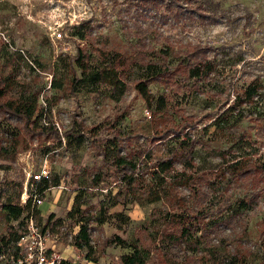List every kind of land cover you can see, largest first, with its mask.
I'll return each mask as SVG.
<instances>
[{
	"label": "trees",
	"instance_id": "1",
	"mask_svg": "<svg viewBox=\"0 0 264 264\" xmlns=\"http://www.w3.org/2000/svg\"><path fill=\"white\" fill-rule=\"evenodd\" d=\"M123 11L129 18L123 20L122 27L131 32L134 39L129 54L113 52L98 43L90 19L79 21L68 27L72 28L69 34H62L61 40L71 41L76 51L74 59L68 53L61 55L65 57L64 68L71 76L68 91L74 96L79 86L86 85L97 99L119 102L128 90H133L145 103L150 121L156 124L149 132L122 131L118 127L122 114L89 127L74 114L69 128L61 131L46 117V109L38 103L37 95L8 97L13 82L0 77V116L8 123L13 119L19 127L17 131L9 127L4 129L8 140L0 142V154L9 153V149L16 153L17 144L24 140L33 143L44 138L70 152L79 150L89 141L101 155L100 165L79 168L71 173L68 182L65 176L51 173L48 180L38 183L42 193L64 183L65 190L72 194L71 205L64 217L48 214L41 230L66 236V243L86 249L85 257L94 262L96 246L91 232L95 227L115 217L122 230V226H127V206L159 204L151 209L150 227L145 228L152 242L149 248L141 245L137 238L130 243L120 234L112 233L99 244L101 254L108 247L130 248L131 252L119 257L120 264H147L150 256L158 264H202L200 260L204 256L216 254L221 256L223 264L258 261L251 254L244 258L238 250L228 249L231 243L222 232L225 228L240 229L246 225L244 210L254 208L264 191V160L254 157L256 152L251 151V147H264V140L262 136L252 134L251 128L240 126L243 120L252 123L251 126L264 125L263 83L257 78L240 87L228 82L214 110L198 117L179 113V123L161 126L166 119H172L175 109L168 104L164 92L154 95L149 83H158L168 90V85L178 84L180 80L188 84L195 79L198 83L194 82L190 89L199 92V83L209 81L215 71L210 45L175 39L171 31L215 25L221 19L226 20V16L207 11L201 0H136L128 3ZM67 26L66 23L64 28ZM81 43L88 45L85 52ZM48 72L54 76L55 69L49 67ZM63 84L61 78L51 80L54 89H61ZM52 104L54 102L48 107ZM196 127L201 135L212 128L211 139L222 140L223 147L210 149L215 150L216 165L197 167L192 147ZM99 132L104 136L97 137ZM140 135L150 141L151 147L145 151L123 147L122 144ZM161 143L166 147H158ZM231 151L237 153L229 155ZM107 166L113 168V181L118 187L114 194L108 192L103 201L91 203L87 195L99 189L104 177L103 168ZM233 183L246 184L253 193L235 199L225 209V214L208 218L207 207L213 196ZM256 189L258 192H254ZM117 205L122 208L111 213ZM38 208L32 209L35 220L40 214ZM30 209V199L25 204L13 201L11 197L0 201V214L5 221V226L0 229V255H4L0 264H8L10 256H19L17 242L23 234ZM211 236L216 237L214 243ZM222 244L227 249L217 250ZM172 249L182 251L183 256L174 257ZM261 255L264 256V241ZM255 264H264V259Z\"/></svg>",
	"mask_w": 264,
	"mask_h": 264
},
{
	"label": "rangeland",
	"instance_id": "2",
	"mask_svg": "<svg viewBox=\"0 0 264 264\" xmlns=\"http://www.w3.org/2000/svg\"><path fill=\"white\" fill-rule=\"evenodd\" d=\"M133 1L136 0H0V77L13 82V90L9 92L8 97H19L23 94L37 95L38 103L46 109V117L58 123L61 131L69 128L71 116L74 114L77 120L88 127L98 124L105 118H114L122 114L118 124L122 131L134 129L142 133L149 132L156 124L150 121L145 103L133 90H128L119 102L97 99L96 94L90 92L86 85L79 86L74 96L70 95L68 81L71 76L64 68L65 57L61 55L68 53L71 59H74L76 51L71 41L58 39L55 34L58 31L63 35L69 34L72 28L68 27L81 20L90 19L89 24L94 30L98 43L113 52L129 54L132 52L134 39L131 32L122 27V23L123 20H127L125 18H129L123 10ZM201 1L207 11L222 13L226 16V20L221 19L215 25L171 31V34L176 37L175 39L182 41H199L210 45L213 49L211 57L215 71L209 81L199 83L201 86L199 92L190 89V85L194 82L198 83L195 79L188 84L180 80L178 84L168 85V90H164L158 83H149L151 92L154 95L164 92L168 104L175 109L172 119H166L161 126L179 123V113L198 117L206 111L214 110L228 82L240 87L257 78L264 85V0ZM66 23L68 26L64 28ZM80 46L83 52L88 48L86 43H81ZM49 67L55 69L54 76L48 72ZM53 78L62 79L64 84L61 89L51 87ZM53 102L54 104L49 108L48 106ZM251 125L252 123L246 120L240 122L241 127L251 128L252 134L260 135L264 140V125ZM7 127L12 131L19 129L13 119L8 123L3 116H0V142L8 140V133L5 134L4 131ZM196 129L198 127L193 130L195 143L192 147L197 167L207 168L216 165L218 158L215 156V150L210 149L221 145L223 147L222 140L211 139L212 128L202 135ZM103 136V132L97 135L99 138ZM122 145L143 151L151 147L150 141L143 135ZM158 147H166V144L161 143ZM251 148V151L256 152L254 157L264 160V147ZM234 152L228 154L232 155ZM45 160L52 174L63 175L68 182L71 173L79 168L100 165L101 155L99 149L90 145L89 141L73 152L67 151L51 139L40 138L33 143L27 140L19 142L16 153L9 149V153L0 154V201L11 197L13 201L18 200L21 203L27 174L36 173ZM177 167H180L179 164ZM103 174L99 189H94L95 192H91L93 194L87 195L91 203L103 201L108 192L112 195L118 187L113 181L112 167H104ZM30 186L29 179L27 190ZM220 190L207 207L208 218L225 214V209L230 207L235 199L253 193L248 185L237 183H233L229 188L222 187ZM254 192H258V189ZM43 199L42 204L38 206L40 214L36 222L39 227L50 213H53L54 217H64L71 205L72 194L68 190L59 191L50 188L44 191ZM157 205L159 206V204L127 206L125 210L128 215L127 226H122V230L118 228L120 221L115 217H110L101 226L95 227L91 237L96 246V253L93 255L96 261L84 263L120 264L119 257L131 252L130 248L108 247L101 254L98 247L102 239L112 233L120 234L130 243L137 238L141 245L149 248L152 242L145 228L150 227L149 213ZM121 208V205H117L110 212ZM243 218L246 220V225L240 229L225 228L222 232L226 241L231 243L227 247L238 250L244 258H248L251 254L257 257L258 261L263 260L261 245L264 241V191L261 192L259 202L254 208L244 210ZM4 226L5 221L0 214V229ZM65 237L60 236L55 244V250L63 253L64 247L67 246ZM215 238L211 236L212 243L215 242ZM72 248L74 252L65 249L63 254L70 257L74 264H78L81 259L75 256L80 254V258L85 257L86 249L80 251L74 246ZM218 249L227 248L222 244ZM171 254L178 259L183 256L182 251L175 249L171 250ZM250 259L251 257L248 261ZM200 261L202 264H223L219 254L204 256ZM258 261L252 260L250 263L255 264ZM147 264L158 263L150 256Z\"/></svg>",
	"mask_w": 264,
	"mask_h": 264
},
{
	"label": "built area",
	"instance_id": "3",
	"mask_svg": "<svg viewBox=\"0 0 264 264\" xmlns=\"http://www.w3.org/2000/svg\"><path fill=\"white\" fill-rule=\"evenodd\" d=\"M55 34L58 39L62 37V33L60 31ZM54 124L60 130L58 123ZM50 175L51 171L46 164V160L38 168L36 173L32 174L29 172L27 174L24 192L21 197V204H25L27 199H30L31 209L25 220L23 234L19 237L17 242L19 256H10V262L8 264H63L64 262L60 253L54 249V244L59 240L60 235L57 233L52 234L49 231H42L32 212V209L37 208L44 200V192L42 193L39 191L38 183L44 179L48 180ZM29 179L31 181V186L30 189L27 190ZM51 188L61 191L66 189V185L64 183H60L58 186ZM77 250L81 249L77 248ZM0 258H4V255H0Z\"/></svg>",
	"mask_w": 264,
	"mask_h": 264
},
{
	"label": "crops",
	"instance_id": "4",
	"mask_svg": "<svg viewBox=\"0 0 264 264\" xmlns=\"http://www.w3.org/2000/svg\"><path fill=\"white\" fill-rule=\"evenodd\" d=\"M55 218H57V217H55ZM56 243H57V241L55 242V244H56ZM55 244H54V249H55ZM66 245H67V246L64 247L63 253H64L65 249H67V250H71V252H74V249L72 248L73 245L68 244V243H67ZM74 247H75V246H74ZM75 249H77V248L75 247ZM55 251H57V250H55ZM80 251H81V250H80ZM57 252L60 253V255L62 256V258L64 259L63 264H74V261L71 260L70 257H67L66 255H64V254L62 253V251H61V252L57 251ZM75 257H76L77 259H81V261H79L78 264H85L84 262H86V263H90V262H92L90 259H88V258H86V257H82V258H80V254H77Z\"/></svg>",
	"mask_w": 264,
	"mask_h": 264
}]
</instances>
